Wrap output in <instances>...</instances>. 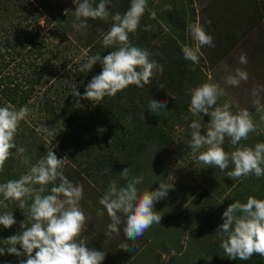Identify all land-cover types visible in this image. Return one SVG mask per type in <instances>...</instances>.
Returning a JSON list of instances; mask_svg holds the SVG:
<instances>
[{
    "label": "rangeland",
    "instance_id": "rangeland-1",
    "mask_svg": "<svg viewBox=\"0 0 264 264\" xmlns=\"http://www.w3.org/2000/svg\"><path fill=\"white\" fill-rule=\"evenodd\" d=\"M238 1L149 0L145 9L147 12L150 9L152 13H155L158 20L153 30L158 33L161 27L162 36L159 35L163 40L167 41L166 39L170 38L169 32H175L181 52L185 46L197 47L189 34V25L198 24L203 27L205 32L208 26L213 29L211 36L215 47H200L197 53L198 63L187 60L190 63L188 72L193 73L194 76H190L191 81L183 77L185 79L182 90L186 91L191 102V89L204 83L216 84L225 92L224 96L218 98L216 106H222L228 102L231 104L230 111L233 114L242 109L249 111L256 125V130L249 133L247 140L242 139L237 145H232L230 139L225 137L222 147L229 155L237 148H254L257 143H264V120H261V115L264 113L257 112L253 105V100L256 97L252 95L254 89L258 90L259 99L264 104V25L253 26V22L250 20L252 19L250 16H253L252 13L244 11L242 15L240 9L244 8ZM80 2L82 0H8L4 4L0 1V9L3 10L0 11V44L7 48L10 47L9 45L13 47L16 39L18 38V41L21 39L18 35L23 38L22 30L29 33L33 31L34 34L30 37L33 39L30 41V48L43 51L42 57L35 59V61L26 56L23 58L26 61L25 64L20 66L21 57L19 54L27 55V49H29L20 51L22 50L20 47L17 49L18 54L15 55V60L11 63L10 71H8L9 73H21L18 75L19 83L23 84V86L21 84L20 90H28L29 88L33 91L25 104L29 109V115L20 122L14 138L16 148L10 156L12 159L9 162L11 170L20 178L29 171L31 166L37 164L51 147L58 158L67 157L62 169L64 176L72 183L83 186V198L79 202V206L85 213L87 220L78 239L84 240L88 248L105 253L106 256L102 264H221V261L214 259L213 255L217 249V244L219 242L221 244V240L216 234V228H219L223 223L222 214L230 204L244 198L240 193H245L246 186L251 187L252 193L261 194V197L259 196L257 199L264 200V176L257 178L255 175H249L232 180L225 175L227 171L234 168L231 161L229 168L225 169L224 172L218 168L195 162V156L199 153L194 154L189 147L191 140L189 125L193 121L199 122L202 126L201 134L204 135L207 124L210 123V117L207 115H193L190 111L183 112V122H175L173 126L174 143L165 146L162 151L163 159L169 165L168 169H164V172L166 171L168 174L166 183L172 184L173 188L169 190L170 195L154 205L153 210L158 212L162 218L160 225L153 224L149 229L152 232L153 228L162 227L166 231L164 234L169 233L171 234L170 238L179 239L183 245L182 255H178L175 248L164 241L163 236L160 237L161 239H152L150 242L141 237L135 241L128 240L123 232L125 224L122 213H118L122 219V223L118 226L119 233H113L111 237L105 235L111 218L106 210H104L103 216L97 215V210L102 209L99 200L112 182H115L117 187L119 186L118 172L121 170L122 164L113 162L109 164L110 168L104 172L97 166L91 168L90 171L87 170L89 162L99 164L102 161L101 159L99 161L94 158L89 159L87 156V151L91 153L95 149L102 148L100 136L94 140L96 142L94 144L95 149L87 143L93 130L95 133H101L97 121L95 122V118L98 117L95 114L96 104L94 105L88 100H80L77 104L74 100L73 103L81 108V111L77 113L80 120L69 129L65 128L60 112V108L67 102L66 98H69L75 89L79 92L83 88L85 89L92 79L89 78L90 73L88 71H79L80 67L93 56V51L84 46L85 37L82 36L86 34L85 29L77 31L71 26L72 12L75 11V4ZM65 10L68 11L66 15L64 14ZM233 10L241 15L234 13ZM169 13L181 20L180 24L182 23L184 28L174 27L177 24L168 21ZM158 14L162 15V18ZM229 14L243 19L234 24L236 30L232 33L237 40L233 42L232 51L228 53L226 49L229 39L220 36L219 26H221V20L228 18ZM12 35L14 36L12 37ZM25 39L22 40V44ZM79 39L82 41L79 42ZM163 45L166 43L153 44L152 53L156 57H161V55L163 57ZM109 49L111 50V48L107 50ZM241 56L246 57V64L240 62ZM6 60L11 61L10 56L7 55ZM156 61L158 62V59ZM31 62L38 65L40 82L37 76L31 77L32 66L28 65ZM98 66L101 67L99 62L91 70L93 77L96 76L95 71L98 70ZM236 69L246 72L248 79L246 81L241 80L238 86L227 84L226 77L230 74L234 75ZM26 79H29V82ZM1 88L2 86H0ZM162 89L164 96L171 100L180 99L178 92H171L164 85ZM6 106L15 110L20 109L18 105L9 103L2 105L0 103V107ZM170 107L172 109V105ZM169 112L172 113L171 110L168 111L165 115L167 118L173 116ZM39 126L49 127L54 134L47 136L43 132L37 133L35 129ZM166 129L167 127H165ZM19 147L26 149L23 156L17 155V148ZM204 150L201 149L200 151ZM110 152L111 150L105 149L98 154L103 153L109 157ZM24 157L28 158L29 163H21ZM58 183L59 180L56 181V184ZM49 186L53 185L46 186V194L50 193ZM143 187L145 191L157 190L156 188L154 190L147 183ZM2 197L0 195V201H3ZM31 203L32 199L28 198L24 209H20L19 203H16L8 207L5 212L2 211L4 207L0 206V215L12 212L16 224L11 228L19 229L21 232L20 224L26 219L24 213H27ZM217 214L219 216L216 218ZM3 229L4 227L0 225V231ZM122 243L129 244L131 249H119ZM219 252L221 257L225 255L223 249ZM124 253H128L129 256H123ZM222 260V264L236 263L227 255Z\"/></svg>",
    "mask_w": 264,
    "mask_h": 264
},
{
    "label": "clouds",
    "instance_id": "clouds-1",
    "mask_svg": "<svg viewBox=\"0 0 264 264\" xmlns=\"http://www.w3.org/2000/svg\"><path fill=\"white\" fill-rule=\"evenodd\" d=\"M110 2L111 0H100L93 6L92 0H82L75 4V11L72 12L71 26L77 31L86 29L90 19L105 22L111 20V27L103 34L102 44L106 48H116L103 58L99 54L90 57L80 67V72H90L99 62L102 71L87 84L83 95L77 89L73 91L71 95L76 98L77 104L80 100L99 104L105 97H115L130 85L140 87L148 84L154 70L163 71L162 65L149 58L147 50L133 46L129 41V34L135 33L140 25L147 0H131L130 8L123 15L110 12ZM67 12L65 10L64 14ZM151 17H155L154 12ZM145 30H150V26H146ZM188 31L197 47L185 46L182 49L183 56L186 60L198 63L197 53L200 47H215L213 38L198 24L189 25ZM6 50L0 48V51ZM240 62L246 64V57L241 56ZM247 79L246 72L236 69L234 75L226 77V83L238 86L241 80ZM190 93L189 111L193 115L203 114L210 117L204 135L201 134L202 126L199 122L193 121L189 125V147L194 154L199 153L195 156V162L224 172L229 168L231 161L234 168L225 175L232 180L249 175H255L257 178L264 176V143H257L254 148H237L230 155L222 147L225 137L230 139L232 145H237L242 139L247 140L249 133L256 130L249 111L242 109L233 114L228 102L216 106L218 98L225 95L224 89L216 84L204 83L191 89ZM252 95L256 97L253 105L257 112L264 113V104L259 99L258 90L254 89ZM148 108L159 115L167 108V102L151 99ZM28 115L27 106L19 110L8 106L0 107V172L4 170L5 162L12 155L11 150L16 148L14 138L20 122ZM261 120H264V115H261ZM35 131L43 132L47 136L54 134L45 126L36 127ZM201 149L205 150L200 151ZM25 152L24 147L17 148L18 156H23ZM66 158H58L51 147L46 155L19 179L0 183V195L3 196L0 206L7 208L6 202H19V208L24 209L27 199H32L27 213H24L26 219L20 224L22 231L0 241L5 246L0 247V255L26 257L21 259L19 264H102L105 253L88 248L84 240L78 239L87 220L79 206L83 198V186L72 183L64 176L62 169ZM21 163H29L28 158L24 157ZM130 172V168H125L119 174L120 178L126 181V186L117 187L115 182L109 185L99 200L102 209L97 210V215L103 216L106 210L111 223L108 224L105 235L111 237L113 233H119L118 226L122 219L118 213H122L124 235L128 240L135 241L153 224L160 225L162 216L153 210L154 205L166 198L173 185L159 183L157 190L140 193L137 185L142 182L143 176L132 177ZM49 184L53 185L50 194L42 195ZM222 219L223 223L216 230V234L221 238L220 247L229 259L246 261L254 254L264 258V200L250 196L246 203L235 201L223 212ZM15 224L12 212L0 215V225L5 229ZM17 246L22 251L18 250ZM119 249L128 250L131 246L122 243Z\"/></svg>",
    "mask_w": 264,
    "mask_h": 264
},
{
    "label": "trees",
    "instance_id": "trees-1",
    "mask_svg": "<svg viewBox=\"0 0 264 264\" xmlns=\"http://www.w3.org/2000/svg\"><path fill=\"white\" fill-rule=\"evenodd\" d=\"M0 1L1 3L6 4L8 0ZM148 1L149 0H147V2ZM99 2L100 0H92L93 6H96ZM130 4L131 0H111L108 8L112 13L119 12L121 15H123L130 8ZM151 5L153 6V4ZM0 11L3 10L0 9ZM151 13L152 12L150 11V9L148 12L145 11L143 17L141 18L140 25L137 31L135 33L129 34V41L133 46L147 50L150 54L149 58L151 60L156 61L158 59V62H156L159 65H162L163 71L154 70L148 84H144L140 87L136 85H130L125 90L118 92L117 96L105 97L99 104H96L95 114H97L98 117L95 118V122L97 121L101 133H95V130H93V133L90 134V137L87 141V143L95 149L94 144H96V142H94V140H96L97 137L100 136V141L102 144V148H100L99 150L95 149L91 153L90 151H87V156H89V159L94 158L96 161H99L100 159L102 160L99 164L89 162V165L87 167L88 171H90L94 166H97L102 172H104L105 170H108L110 168L109 164L113 162L122 164L121 170L118 172V176L125 168L131 169L130 176L132 177L141 175L143 176L142 182L137 185L138 192L140 193L145 191L143 186L146 183L149 184V186H151L154 190L155 188H159V183L167 184L166 178L168 174L166 173V171L164 172V169H168L169 165L163 159L164 154L162 151L165 146L174 143V137L172 133L174 131V123H182L184 116L183 112L187 113L189 111L190 100L186 94V91L182 90V84L185 78L191 81L190 76H194L193 73L188 72L190 70V63L184 58L181 49L178 47V37L176 36L175 32H169L168 36L170 38L166 39L167 41L163 40L161 37L163 31L162 28H159L158 33L153 30L158 19L157 17L152 18ZM158 15L160 16V18H162V15ZM257 19H259L257 16L256 18L252 19L253 26H257ZM168 21L170 23L177 24L174 27L184 28L183 24H180L181 20L175 18L172 13H169ZM237 22L231 23L237 24ZM111 24V20L105 22L99 19H90L88 21V27L85 29L86 34L82 37H85V48L93 51V56L103 51L101 54H99L101 55V58H103L111 51L116 50L115 47H110L111 50H107L108 48L104 47L102 44L103 34L109 30ZM146 26H150V30H145ZM212 31L213 29L211 28V26H208L206 33L211 36ZM21 34L24 36L22 38L20 37V35H18V37L21 38L20 41H18L17 38L13 44V47L9 45L10 47L8 48H10L12 51H9L10 49L8 50L6 46L0 44V48L7 49L6 51H0V86H2V88L0 89V92L2 94L0 96V103H2V105H5L7 103L11 105H18L20 108L25 106L33 91L29 88L28 90H20V87L23 86V84L19 83L18 81V75L21 74L20 72H8L10 71L11 63L15 60V55L18 54L17 49H20L21 47L22 50L20 51H23L24 49L29 48L27 49L29 51H27V55L23 56L19 54V56L21 57V63L19 64L20 66H23V64H25L26 61L23 58H26V56H29L33 59V61H35V59L42 57L43 55V51L41 49L30 48V41L33 40L30 37L33 36V31L29 33L25 30H22ZM159 34H161V36ZM13 36L14 35H12V37ZM228 36L230 35L227 34L225 37L229 39L226 49L229 53L232 51L233 42H236L235 40L237 39H235L234 36ZM24 38L26 39L22 44V40ZM80 41H82V39H79V42ZM162 42L163 44L164 42L166 43V45H163L162 47L163 57L162 55L161 57H156V55L152 53L153 44H162ZM7 55L10 56L11 61L6 60ZM34 64V62L28 63L29 66H32L31 77H33V75L37 76L40 82L41 77L38 70L39 68L38 65ZM192 65L194 64L192 63ZM195 67L196 70H198L197 66ZM97 69L98 70L95 71V74L99 75L102 71V66L100 68L98 66ZM88 73H90L89 78H93V72L88 71ZM26 80L27 82H29V79ZM163 85L167 86V89L171 90V92H178V97L180 96V99L171 100L167 96H164L165 94H163V89L161 87ZM84 91V88L80 90L81 95H83ZM151 99L166 101L167 108L163 109V111L159 115L149 111L148 105ZM66 100L67 102L63 105L62 108H60V112L62 114L65 128L69 129L80 120L77 113L81 111V108L77 107L76 104L73 103L76 98H74L72 95H70L69 98H66ZM171 105L172 109H170ZM169 109L172 111V113L169 112V114L173 116H169V118H167L165 115L168 111H170ZM165 127H167L166 130ZM109 141H111L110 144ZM105 149L111 150V155H109V157L103 155V153H101V155L98 154ZM13 151L14 149L11 150V152ZM94 153L95 155H92ZM10 158L11 157H9V159L6 161L7 163L4 165V170L0 172V183H5L8 180L19 179L17 174H14L11 170L12 168L9 162L12 159ZM118 181V187L126 186V181L122 180L120 176L118 178ZM51 187L49 186L50 189H48L51 190ZM250 188L246 186L245 193H240L241 196L244 197L240 202L246 203L248 197L250 196L255 198H258L259 196L261 197V194L256 195L252 193ZM167 195H170V192H168ZM1 199H3V197ZM6 203H8V207H10L13 204L19 202ZM7 208L2 209V211L4 210L5 212ZM218 216L219 215L217 214L216 218ZM149 230H146L141 238H144L146 241L150 242L152 239H161L160 237L163 236L164 241L169 243L171 247H174L178 255H182L183 245H181L179 239L170 238L171 234L169 233L164 234V232L166 231H164L162 227H158L156 229L153 228L152 232L151 229ZM18 233H20L19 229L16 230L14 228H4L2 231H0V241ZM179 234H181V232H179ZM0 247L5 246L0 243ZM17 247L18 250L22 251L19 246ZM221 249L222 248L220 247L219 242L217 244V249L215 250V254L213 255V257L214 259L221 261L222 264V258L226 254L224 253L225 255L221 257V253L219 252L221 251ZM139 252H141V250H139ZM34 254L35 252L33 253V255ZM124 255L129 256L128 253H124L123 256ZM24 258L26 257H16L14 255L4 254L0 255V264H19V261ZM233 261H236L235 264H264V258L256 254H254L249 260L246 261L239 259Z\"/></svg>",
    "mask_w": 264,
    "mask_h": 264
},
{
    "label": "crops",
    "instance_id": "crops-1",
    "mask_svg": "<svg viewBox=\"0 0 264 264\" xmlns=\"http://www.w3.org/2000/svg\"><path fill=\"white\" fill-rule=\"evenodd\" d=\"M238 2H240L241 7L244 8V9H242V8L240 9V12L242 15H243L244 11H247V12L249 11V13H252V15H253V16L249 15L252 19L256 18V16L259 18V19H257V21H258L257 25L258 26L260 24L264 25V0H239ZM242 2H245V3L243 4ZM233 12L237 13L236 10H233ZM241 14H238V15H241ZM249 16H247V17H249ZM241 19H243V18L235 17V15H233V14H231V15L229 14V17L224 18V20L222 19L221 20L222 23H220L221 26H219L220 27L219 31L221 32V36L225 37L227 34H229L230 36H233L234 33H232V32L236 30V27H234V23H231V22L241 21ZM252 19H250V20H252ZM229 23H230V25H229ZM230 36H228V37H230Z\"/></svg>",
    "mask_w": 264,
    "mask_h": 264
}]
</instances>
